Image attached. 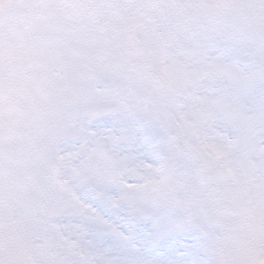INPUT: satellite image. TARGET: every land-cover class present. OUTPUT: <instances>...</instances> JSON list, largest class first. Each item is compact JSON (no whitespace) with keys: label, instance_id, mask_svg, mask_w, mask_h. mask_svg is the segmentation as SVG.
<instances>
[{"label":"snow or ice","instance_id":"1","mask_svg":"<svg viewBox=\"0 0 264 264\" xmlns=\"http://www.w3.org/2000/svg\"><path fill=\"white\" fill-rule=\"evenodd\" d=\"M0 264H264V0H0Z\"/></svg>","mask_w":264,"mask_h":264}]
</instances>
